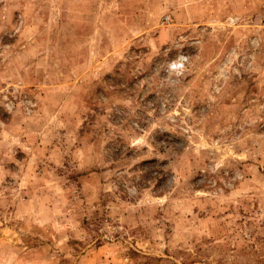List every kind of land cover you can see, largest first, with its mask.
<instances>
[{"label": "rangeland", "instance_id": "1", "mask_svg": "<svg viewBox=\"0 0 264 264\" xmlns=\"http://www.w3.org/2000/svg\"><path fill=\"white\" fill-rule=\"evenodd\" d=\"M0 264H264V0H0Z\"/></svg>", "mask_w": 264, "mask_h": 264}, {"label": "built area", "instance_id": "2", "mask_svg": "<svg viewBox=\"0 0 264 264\" xmlns=\"http://www.w3.org/2000/svg\"><path fill=\"white\" fill-rule=\"evenodd\" d=\"M184 61H185V58H184V56H182V57L179 59V61H178V65L183 66V65H184Z\"/></svg>", "mask_w": 264, "mask_h": 264}]
</instances>
